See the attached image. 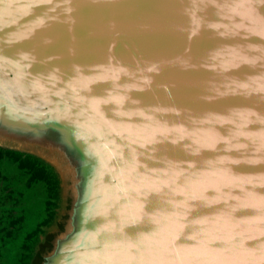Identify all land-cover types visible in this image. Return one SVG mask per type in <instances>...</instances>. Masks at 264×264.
<instances>
[{
	"label": "water",
	"instance_id": "obj_1",
	"mask_svg": "<svg viewBox=\"0 0 264 264\" xmlns=\"http://www.w3.org/2000/svg\"><path fill=\"white\" fill-rule=\"evenodd\" d=\"M0 149L57 179L29 264H264V0H0Z\"/></svg>",
	"mask_w": 264,
	"mask_h": 264
},
{
	"label": "flooded vegetation",
	"instance_id": "obj_2",
	"mask_svg": "<svg viewBox=\"0 0 264 264\" xmlns=\"http://www.w3.org/2000/svg\"><path fill=\"white\" fill-rule=\"evenodd\" d=\"M23 157V156H21ZM55 191L33 167L0 153V264H29L57 207Z\"/></svg>",
	"mask_w": 264,
	"mask_h": 264
},
{
	"label": "trees",
	"instance_id": "obj_3",
	"mask_svg": "<svg viewBox=\"0 0 264 264\" xmlns=\"http://www.w3.org/2000/svg\"><path fill=\"white\" fill-rule=\"evenodd\" d=\"M1 152H7L8 154L13 155L14 157H19L21 159L22 164H27L28 166L33 167L36 174H38L42 179L49 183V188L54 189L57 198V179L51 169H48L45 165H43L41 162H39L33 157L22 155L14 151L0 149V153Z\"/></svg>",
	"mask_w": 264,
	"mask_h": 264
}]
</instances>
